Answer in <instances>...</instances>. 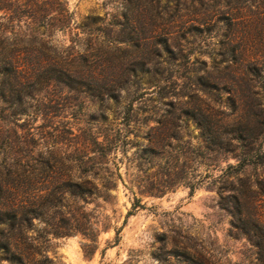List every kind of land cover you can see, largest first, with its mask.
<instances>
[{
    "label": "rangeland",
    "instance_id": "obj_1",
    "mask_svg": "<svg viewBox=\"0 0 264 264\" xmlns=\"http://www.w3.org/2000/svg\"><path fill=\"white\" fill-rule=\"evenodd\" d=\"M227 1L66 0L69 27L54 33L45 53L67 58L94 78L74 84L76 90L47 83L34 74L35 59L44 55L34 51L28 55L32 62L20 68L30 79L11 81L21 103L16 98L14 104L0 102L4 181H11L7 169L13 161L78 160L94 139L103 141L117 129L122 138L130 131L126 139L131 144L108 158V169L117 168L123 179L115 180L113 197L108 203H78L84 212L96 206L97 249L86 256L79 234L54 239L48 255L55 253L59 264H264V167L228 168L237 164L233 154L205 149L191 124L177 128L180 138L152 156L144 151L152 124L138 131L121 124L131 99L138 113L156 117L173 112L158 98L175 108L208 107L228 122L241 115L233 114L231 97L244 65L233 60L228 40L229 35L249 38L252 29L227 23L233 14L246 18L263 12L264 3L247 10ZM255 30L263 35L259 45L264 49V19ZM17 107L22 110L14 113ZM167 169L174 183L164 194L133 188L145 208L128 218L119 243L111 246L114 228L131 207L129 182L143 171L162 177ZM188 185L195 187L192 194Z\"/></svg>",
    "mask_w": 264,
    "mask_h": 264
},
{
    "label": "trees",
    "instance_id": "obj_2",
    "mask_svg": "<svg viewBox=\"0 0 264 264\" xmlns=\"http://www.w3.org/2000/svg\"><path fill=\"white\" fill-rule=\"evenodd\" d=\"M232 2L239 9L250 10L255 5L260 8L264 0H228L227 4ZM70 19L66 0H0V102L14 104L16 98V104L20 105V91L11 81L20 83L30 79L20 69L32 62L28 56L30 52L44 54L40 61L35 59L37 73L34 74L44 77L47 83L56 82L68 90H76L74 84L82 85L94 78V74L81 71L67 58L45 53L50 48L51 37L68 28ZM229 19V28L244 26L252 29L249 38L229 35L228 40L234 46L233 60L244 65L231 97L233 114L241 111V115L228 122L224 119L226 116L219 117L208 107L175 108V104L158 98L157 103L169 106L173 112L156 117L151 113H138L135 99H131L121 124L123 127L132 126L134 131H138L141 125L152 124L149 145L144 150L148 154L160 155V148L180 138L176 129L191 124L198 131L205 149L213 151L218 148L233 154L237 164L228 168L240 172L247 166L264 167V49L259 45L263 35L255 30L264 19V11L246 18L233 14ZM22 26L27 28V33H21ZM21 53L26 56L20 57ZM20 110L17 107L13 112ZM121 131L115 130L100 142L94 139L84 154L80 152L78 160L13 161L9 165L7 175L12 176L11 181L0 178V264H59L55 253L48 255L52 240L76 234L86 241L82 246L84 254L94 253L99 233L98 221L93 215L96 206L90 212H84L78 203L85 205L97 199L108 203L113 197L111 190L116 189L115 180L123 183L118 169L111 172L107 167L110 155L131 144L126 139L130 131L125 130L122 138ZM141 166L140 163L136 166L137 171H141ZM144 172L129 182L131 207L122 225L114 228L111 246L119 243L120 232L128 218L145 208L133 188L140 194L160 196L173 186L171 169H167L162 177L155 173L144 175ZM187 187L192 194L194 185ZM35 221L42 228L37 229ZM106 228L104 225L103 229Z\"/></svg>",
    "mask_w": 264,
    "mask_h": 264
}]
</instances>
